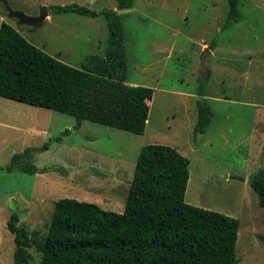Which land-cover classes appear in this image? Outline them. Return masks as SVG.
I'll return each instance as SVG.
<instances>
[{
  "label": "rangeland",
  "instance_id": "374dc122",
  "mask_svg": "<svg viewBox=\"0 0 264 264\" xmlns=\"http://www.w3.org/2000/svg\"><path fill=\"white\" fill-rule=\"evenodd\" d=\"M91 1L0 0V25L12 24L32 44L79 67L87 55L105 53L103 14L50 13L39 26H28L8 10L36 16L43 5ZM100 1L117 10L114 0ZM240 9L228 27V0H135L120 11L128 14V82L154 88L143 134L89 120L76 127L72 115L0 95V166L35 147L30 160L39 168L34 174L0 170V263L14 262L15 235L7 227L13 212L39 238L47 235L61 198L123 212L140 151L157 143L183 149L191 160L188 203L240 220L237 264H264V208L248 172L264 165V0H240ZM187 92L206 99L214 112L202 137L195 131L198 102ZM30 252L26 264H38L40 254L35 247Z\"/></svg>",
  "mask_w": 264,
  "mask_h": 264
},
{
  "label": "trees",
  "instance_id": "16d2710c",
  "mask_svg": "<svg viewBox=\"0 0 264 264\" xmlns=\"http://www.w3.org/2000/svg\"><path fill=\"white\" fill-rule=\"evenodd\" d=\"M114 1L117 10L77 3L49 6L50 13L103 14L107 20L105 53L87 55L79 67L48 54L2 21L0 95L72 115L76 127L89 120L143 134L154 88L128 82L123 26L128 14L120 12L131 9L135 0ZM228 2L225 27L241 17L240 0ZM213 117L207 100H198L195 131L205 133ZM35 151L28 147L16 153L0 170L36 173L39 168L30 160ZM190 162L175 146H143L123 212L61 198L43 238L30 236L19 224L21 215L13 212L7 227L15 235L14 262L0 264L28 263L33 258L31 247L40 254L38 264H237L240 220L186 201ZM249 183L264 208V165L251 174Z\"/></svg>",
  "mask_w": 264,
  "mask_h": 264
},
{
  "label": "water",
  "instance_id": "95a60500",
  "mask_svg": "<svg viewBox=\"0 0 264 264\" xmlns=\"http://www.w3.org/2000/svg\"><path fill=\"white\" fill-rule=\"evenodd\" d=\"M105 3L101 1H97L92 3L90 6L92 9H102L104 7ZM50 14V10L48 6H41L40 12L36 16H28L25 13L18 11V10H12L9 9V16L15 17L19 20V23L25 24L28 26H36L38 24H41Z\"/></svg>",
  "mask_w": 264,
  "mask_h": 264
},
{
  "label": "crops",
  "instance_id": "0c3cea01",
  "mask_svg": "<svg viewBox=\"0 0 264 264\" xmlns=\"http://www.w3.org/2000/svg\"><path fill=\"white\" fill-rule=\"evenodd\" d=\"M97 1H100V0H92L91 2H89V5L90 4H92V3H94V2H97ZM209 46H207L206 47V49H210V47L208 48ZM177 91H180V90H177ZM180 93H181V91H180ZM194 93H189V92H187V94H184V95H189V96H191V97H193L194 98V102H196V104H197V102H198V100H200L198 97H196V96H194L193 95ZM202 97H204V95L202 96ZM212 122V121H211ZM197 124V123H196ZM211 131V123L209 124V126H208V129H207V131L205 132V133H201V134H198L200 137H202L201 135L203 134V135H206L207 133H209ZM254 142H256V140L254 141ZM179 149V148H178ZM179 151L181 152V153H183L184 155H186V153H185V151L183 150V149H179ZM254 162L252 163V165H251V167L252 168H255L254 167ZM247 167V166H246ZM251 167H249L248 166V168H251ZM251 171V172H250ZM248 172H250L249 174L251 175V173H253V169H248ZM226 175V178L227 179H229L231 176H233L232 174H229V173H226L225 174ZM236 177H240V178H242V175L240 176V175H235Z\"/></svg>",
  "mask_w": 264,
  "mask_h": 264
}]
</instances>
